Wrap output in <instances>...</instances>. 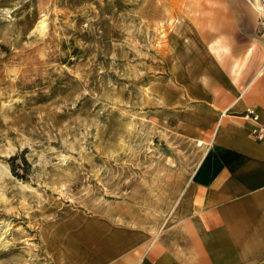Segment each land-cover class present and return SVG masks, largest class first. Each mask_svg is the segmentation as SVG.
Returning <instances> with one entry per match:
<instances>
[{"label":"rangeland","instance_id":"rangeland-1","mask_svg":"<svg viewBox=\"0 0 264 264\" xmlns=\"http://www.w3.org/2000/svg\"><path fill=\"white\" fill-rule=\"evenodd\" d=\"M251 3L0 0V264H54L53 231L118 200L167 214L218 117L186 91L208 95L211 10Z\"/></svg>","mask_w":264,"mask_h":264},{"label":"crops","instance_id":"crops-1","mask_svg":"<svg viewBox=\"0 0 264 264\" xmlns=\"http://www.w3.org/2000/svg\"><path fill=\"white\" fill-rule=\"evenodd\" d=\"M250 1L239 10L249 33L235 7L211 10V68L195 75L208 95H193L188 83L186 91L218 117L210 147L179 182L167 214L147 218L118 200L109 212L68 219L52 234L54 264H264V140L243 118L252 109L264 124V23L258 0Z\"/></svg>","mask_w":264,"mask_h":264},{"label":"built area","instance_id":"built-area-1","mask_svg":"<svg viewBox=\"0 0 264 264\" xmlns=\"http://www.w3.org/2000/svg\"><path fill=\"white\" fill-rule=\"evenodd\" d=\"M258 5L256 7L258 17L260 19V23H264V0H258ZM244 118L246 120H251L254 122V125L252 126L250 130V135L256 139V140H264V124L257 123L258 121V115L252 110L247 109L244 113Z\"/></svg>","mask_w":264,"mask_h":264},{"label":"trees","instance_id":"trees-1","mask_svg":"<svg viewBox=\"0 0 264 264\" xmlns=\"http://www.w3.org/2000/svg\"><path fill=\"white\" fill-rule=\"evenodd\" d=\"M15 159H16V156H13L10 158V161L13 162ZM14 174H15V172H14ZM16 175H18V174H16Z\"/></svg>","mask_w":264,"mask_h":264},{"label":"bare ground","instance_id":"bare-ground-1","mask_svg":"<svg viewBox=\"0 0 264 264\" xmlns=\"http://www.w3.org/2000/svg\"><path fill=\"white\" fill-rule=\"evenodd\" d=\"M201 143V142H200Z\"/></svg>","mask_w":264,"mask_h":264}]
</instances>
